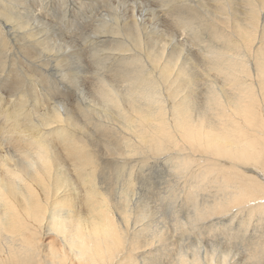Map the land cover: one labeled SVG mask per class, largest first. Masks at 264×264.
<instances>
[{"label":"bare ground","instance_id":"bare-ground-1","mask_svg":"<svg viewBox=\"0 0 264 264\" xmlns=\"http://www.w3.org/2000/svg\"><path fill=\"white\" fill-rule=\"evenodd\" d=\"M98 2L69 44L0 0V264H264V0Z\"/></svg>","mask_w":264,"mask_h":264},{"label":"rangeland","instance_id":"rangeland-1","mask_svg":"<svg viewBox=\"0 0 264 264\" xmlns=\"http://www.w3.org/2000/svg\"><path fill=\"white\" fill-rule=\"evenodd\" d=\"M29 1V4L32 6L31 8L32 9H28L27 11H23L25 14H26V17H32V18H34L33 17V15L34 16H36L35 18L36 19H38V20H40V21H42V22H44V23H46V24H49L50 25V28L49 29H47L48 30V32L50 33V32H53V33H50V35H49V40H51V41H54L55 39V41L57 42V43H64V42H66V43H76V42H78L79 43V41L81 40H83V38L84 37H88V36H91L92 35V31L94 30L95 31V28L97 27V25H98V23H99V20L101 21V18L104 16V15H106L105 13H106V10H105V8H106V4L104 3V2H101V4H100V2H98V1H101V0H87V1H83V0H74V2H73V0H42V1H40V2H38L37 4H35V5H33V2H35V0H28ZM67 1V2H66ZM69 1V2H68ZM72 1V2H71ZM77 1H78V3H77ZM96 1V2H95ZM81 2V3H80ZM84 2V3H83ZM87 3V5H89V6H87L86 5V3ZM98 2V3H97ZM50 3V4H49ZM59 3H60V5H61V8H63V6L64 7H66V8H63L62 9V11H60V9H59V7H60V5H59ZM80 3V4H79ZM93 3V4H92ZM103 3H104V5H103ZM43 4H47L46 5V8L43 6ZM57 4V5H56ZM79 4V5H78ZM83 4V5H82ZM85 4V5H84ZM70 5V6H69ZM76 5V6H75ZM37 6V7H36ZM80 6V7H79ZM98 7V8H96V7ZM104 6V7H103ZM82 7V8H81ZM93 9H91V8ZM100 7V8H99ZM94 8L96 9V10H94ZM47 9V10H46ZM68 9V11H66V10ZM100 9V10H99ZM102 9V10H101ZM104 10H105V13H104ZM16 11H19V10H16ZM35 11H37V13L35 12ZM43 11V12H42ZM48 11V12H47ZM55 11V12H54ZM65 11V12H64ZM92 11V12H91ZM22 12V11H21ZM22 12V13H23ZM44 12H46L45 14H44ZM60 12V13H59ZM66 12H68V13H66ZM70 12V13H69ZM84 12H86V13H84ZM95 12V13H94ZM43 13V14H42ZM50 13H52L51 15H50ZM62 13V14H61ZM64 13H65V15H64ZM96 14L98 15L97 17H96ZM44 15V16H43ZM63 15V17H66V18H61V16ZM86 17H85V16ZM81 16V17H80ZM90 18H89V17ZM53 17V18H52ZM74 17V18H73ZM77 17V18H76ZM95 17V18H94ZM73 18V19H72ZM93 18V19H92ZM53 19V20H52ZM81 19H82V21H81ZM90 19H92V20H90ZM96 19V20H95ZM99 19V20H98ZM79 20V21H78ZM89 20H90V22H89ZM54 21H56V22H54ZM50 22V23H49ZM82 22V23H81ZM51 23H52V25H51ZM54 24H56L55 26H54ZM57 25H58V28H56L57 27ZM80 25V26H79ZM68 26V27H67ZM70 26H71V28H70ZM77 26V27H76ZM86 26V28H84ZM96 26V27H95ZM87 27H88V29H87ZM99 27V26H98ZM97 27V28H98ZM102 27V26H101ZM53 28V29H52ZM59 28H60V30H59ZM82 28V29H81ZM91 28V29H90ZM62 29V30H61ZM78 29H80L79 30V32H78ZM84 29H86V30H84ZM57 30V31H56ZM63 30H64V34H62L61 35V33L60 32H63ZM70 30V31H69ZM73 30V31H72ZM75 30V31H74ZM99 30H101V28L99 27ZM99 30H96V31H99ZM89 31L91 32V33H89ZM55 32V33H54ZM82 33V34H81ZM54 34V35H53ZM67 34H68V36H67ZM72 34V35H71ZM59 37H58V36ZM70 35V36H69ZM63 36H64V38H63ZM73 36V37H72ZM54 37V38H53ZM61 37V38H60ZM83 37V38H82ZM63 38V39H62ZM66 38V39H65ZM76 39V40H73V39ZM11 39V38H10ZM54 39V40H53ZM60 39V40H59ZM20 46H19V45ZM12 46V48L14 49V47L16 48V45H15V42H13V40H12V44H11ZM15 45V46H14ZM22 43H17V48L19 49V48H22V47H24V45H22ZM86 48H80V49H78L80 52H82V54L84 55V56H87L88 55V49H86ZM19 51V50H18ZM18 51H16V56L18 57L17 58V61H19V63H23L22 65H19V67L22 69V71L23 72H25V73H29V68H28V65H30V64H34V62L35 61H38V60H35L34 59V61L33 60H31V59H33V58H31V57H29L28 55H26V54H24L23 53V56H22V54L20 53L19 54V52ZM85 52V53H84ZM91 52H92V50H91ZM18 53V54H17ZM87 53V54H86ZM54 54H57V56H52V57H50V61L48 60V59H45L46 60V64L47 65H45L44 66V68L42 67V72L41 73H39V72H35V73H30V74H33V75H35V78L36 79H38V80H41V81H44L45 83L48 81V80H44V78H43V73L47 70L48 71V69L50 68V67H52V66H54L55 64H57V62L59 61V60H61V58L62 57H64L63 56V52H54ZM26 55V56H25ZM64 55H65V53H64ZM201 55H202V53L201 52H195V56H196V58H198V59H201L202 57H201ZM27 57V58H26ZM58 58V57H60V58H58V59H55V58ZM16 58V57H15ZM55 59V60H54ZM22 62H21V61ZM32 62H31V61ZM52 61V62H51ZM25 63V64H24ZM28 63V64H27ZM86 63V62H85ZM54 64V65H53ZM83 65H85V64H82V69H81V71H79L78 70V72L80 73V72H82V70L84 71V70H86L85 69V66H83ZM27 66V67H26ZM40 66V65H39ZM17 67H15L14 69H16ZM98 67H96V71H95V75H92L93 76V78L95 79L97 76H96V72L98 73ZM55 70L56 69H54L53 68V70L52 71H48V73H50V74H48L49 75V77H50V82L47 84V86H50V87H52L53 86V80H54V83H60L61 82V80H60V76H61V72H60V75L58 76V77H56L54 74H55ZM53 75V76H52ZM211 78L209 79V80H215V81H217V82H219V84H222V82H221V80H220V78L216 75V74H214V73H211V76H210ZM11 79H13V78H11ZM43 79V80H42ZM94 82H95V80H93ZM34 83H36V81H34ZM62 83V82H61ZM90 84H88V86H89ZM56 91H58V90H56ZM58 92H60V91H58ZM85 99H86V96H84V97H80V100H81V102H84L85 101ZM98 142H100V141H98ZM160 162H162V161H160ZM159 168H157L156 170H155V175H149V176H144L143 178H142V182L143 183H148V185L147 186H145V188L143 189V191H142V194H144L146 191V193L144 194V197H145V195H146V198L149 200V203L151 204V206L152 207H154L155 205V208L157 207V206H160V205H157V203H159L160 204V201L159 202H154V199L155 200H157L158 201V199L156 198V197H159V192H158V188L157 187H155V186H153L152 187V185L150 184L151 183V181H150V176H153L152 178H153V180L154 181H156V179L158 178V177H162V176H165L166 174H168V168H167V166H166V164L165 163H160L159 164ZM164 170V171H163ZM165 173V174H164ZM151 186V187H150ZM150 196V198L152 197V199H150L149 198V196ZM156 196V197H155ZM147 199H144V200H142L141 201V203L144 205V203L143 202H146L147 201ZM156 203V204H155ZM153 204V205H152ZM163 210V211H162ZM160 212H161V214H160V217L161 216H163V215H165L166 214V211L164 210V209H160L159 210ZM163 213H165V214H163ZM187 225H189V224H187ZM220 231V230H219ZM208 235L209 234H206V236H205V241L204 242H206V241H208L209 242V244H210V249H214V248H217L218 247V249H219V244H220V242H221V238H219L218 240H215V242H213V241H210V240H207L206 238L208 237ZM222 238L226 241V239H225V236L224 235H222ZM192 242V241H191ZM212 243V244H211ZM207 245H208V243H207ZM214 246H216V247H214ZM188 250L187 251H189V248H187ZM209 249V250H210Z\"/></svg>","mask_w":264,"mask_h":264}]
</instances>
